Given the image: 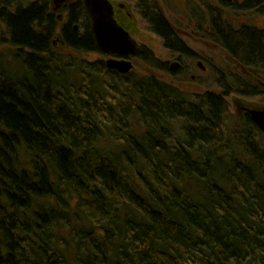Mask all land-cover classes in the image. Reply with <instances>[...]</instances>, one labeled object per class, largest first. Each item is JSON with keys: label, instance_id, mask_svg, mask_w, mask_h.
Listing matches in <instances>:
<instances>
[{"label": "trees", "instance_id": "obj_1", "mask_svg": "<svg viewBox=\"0 0 264 264\" xmlns=\"http://www.w3.org/2000/svg\"><path fill=\"white\" fill-rule=\"evenodd\" d=\"M133 2L165 49L194 56L155 0ZM196 2L194 29L234 67L219 92L79 57L104 56L81 0L63 25L49 0H0L19 72L0 55V264H264V133L227 100L264 98L239 68L264 83V29ZM234 9L264 14V0ZM137 57L168 71L148 48Z\"/></svg>", "mask_w": 264, "mask_h": 264}, {"label": "rangeland", "instance_id": "obj_2", "mask_svg": "<svg viewBox=\"0 0 264 264\" xmlns=\"http://www.w3.org/2000/svg\"><path fill=\"white\" fill-rule=\"evenodd\" d=\"M159 6L161 7V11L167 17V19L172 23V25L178 29L181 36L184 38V41L191 47L200 57L204 60L203 64L205 63L208 65H214V67L218 70L228 71L231 69L234 71V67L231 64L228 56L226 53L219 47L213 45L211 41L207 39L200 41L196 38L187 37V34L192 33V17L190 15L188 0H157ZM209 4L218 6V0H207ZM229 3V6L222 7L221 10L224 13V17L227 19L234 26L240 25H254L258 28H264V14L261 13H254L251 11L244 12L235 10L232 6L233 0H225ZM170 6V9H167L165 3ZM170 2V5H169ZM123 3L128 7L129 12L131 14V18L121 19L124 25L129 29L133 38L138 42L139 45H145L152 52L155 54L157 58L162 61H166L171 63L176 62V56L171 55L162 45L161 40L154 35L153 33L149 32L147 29V25L141 20V18L134 12L133 10V3L131 0H123ZM197 4L196 0H190V4L193 6ZM52 6V4H51ZM57 15H61L63 18L65 16L64 10H60L56 13ZM203 16V15H202ZM201 16V17H202ZM63 21V19H62ZM203 24V28H205V24ZM189 26V27H188ZM0 26V31H1ZM183 32V33H182ZM193 34V33H192ZM59 37L57 34L54 37V40ZM7 45H0V55L4 56L3 58L5 61L8 69L10 72L17 74V64L11 61L9 54H7ZM79 57L85 58L86 60L92 61L99 57H102L105 61L108 59L105 56H101L96 53L78 55ZM184 65L186 72H182L178 75H163L162 73H156L153 69H149L141 61H136V65L134 66L133 72L136 75H144L145 73H155L164 81L172 83L182 89L185 92L189 93H202L205 91L211 92H219L220 87L218 85V72H211V71H201L197 66V60L192 59H183L181 61ZM208 62V63H207ZM194 76V78H192ZM227 100L230 104L231 112L235 115V102L239 101L241 103L257 106V107H264V98L262 97H253V98H244L237 95H230L227 97Z\"/></svg>", "mask_w": 264, "mask_h": 264}, {"label": "water", "instance_id": "obj_3", "mask_svg": "<svg viewBox=\"0 0 264 264\" xmlns=\"http://www.w3.org/2000/svg\"><path fill=\"white\" fill-rule=\"evenodd\" d=\"M86 16L90 20V30L96 47L104 54L111 55L106 60L107 66L121 74H128L134 70L133 63L128 58L117 59L113 57L134 55L137 42L121 27L114 18L113 7L108 0H82ZM1 37V31H0ZM56 46L63 43L57 37ZM242 71L252 80L260 82L244 66ZM236 113L245 112L256 126L264 133V107L248 106L239 101L235 102Z\"/></svg>", "mask_w": 264, "mask_h": 264}, {"label": "flooded vegetation", "instance_id": "obj_4", "mask_svg": "<svg viewBox=\"0 0 264 264\" xmlns=\"http://www.w3.org/2000/svg\"><path fill=\"white\" fill-rule=\"evenodd\" d=\"M76 0H49V10L55 15L56 17V20L61 24H65V21H66V14H67V9L70 5H72ZM110 2V4L112 5L113 7V12H114V18L115 20L117 21V23L123 27L130 35L131 37L133 38L131 32L129 31V29L124 25V23L121 21V19H125V18H131V14L129 12V9L128 7L123 3V0H108ZM132 3H133V10L135 12V5H134V2L133 0H131ZM225 0H218L219 2V5L218 6H213V8H216V9H221L222 7H226V6H229V3L228 5H223L221 2H223ZM237 0H233V3H235ZM82 2V0H81ZM155 2L158 4V1L155 0ZM227 2V1H226ZM52 4V6H51ZM83 5V3H82ZM159 6V4H158ZM233 8H234V5L232 4ZM160 7V6H159ZM84 8V7H83ZM199 8L203 9L202 6H199ZM161 9V7H160ZM60 10H64L65 12V16L62 18L61 15H57L56 13ZM162 10V9H161ZM85 12V11H84ZM86 15V14H85ZM87 17V16H86ZM63 19V21H62ZM88 19V22H89V28H90V20L89 18L87 17ZM142 20V19H141ZM194 24H192V29H194ZM189 27V26H188ZM173 28L176 30V32L181 36V34L179 33L178 29H176L174 26ZM76 29V27H75ZM261 29H264V28H261ZM91 32V30H90ZM205 32L207 33L208 30L207 29H194L192 30V33H189L187 34V37H190V38H196L200 41H203L205 39H207L208 41H211L213 43L214 46H216L217 48H219L220 46L218 44H216L214 41H212L209 37H207L205 35ZM183 33V32H182ZM92 34V33H91ZM155 35V34H154ZM159 38V37H158ZM181 38L184 40V38L181 36ZM134 39V38H133ZM160 39V38H159ZM161 40V39H160ZM56 41L53 40V45H55ZM137 42V41H136ZM162 42V41H161ZM185 42V41H184ZM186 43V42H185ZM63 44V43H62ZM187 44V43H186ZM56 46V45H55ZM187 46L189 47V45L187 44ZM141 47H144V48H148L146 47L145 45H139L138 42H137V48H136V52L134 55H131L129 57H124V56H116L114 55L113 57L117 58V59H122V58H128L132 63L133 65L135 66L136 64V61H141L138 57H137V50H139ZM221 48V47H220ZM149 49V48H148ZM189 49L193 52L194 56L190 59H194V60H197V66L199 67V69L201 71H211L212 73L213 72H217L218 69H216L214 67V65L212 66L211 64L207 65L205 63V65L203 64L204 60L201 59V57L191 48L189 47ZM222 49V48H221ZM151 50V49H150ZM167 50V49H166ZM152 51V50H151ZM171 55L173 56H176V62L174 63H169V62H166V61H163L164 63L167 64V72H161L163 75H178V74H181L182 72H186V69L184 67V65L182 64L181 61H183V59H189L185 56H182L181 54H172L169 50H167ZM106 58L108 57V59L110 57H112L111 55H106L104 53H102ZM227 55V54H226ZM159 59V58H158ZM160 60V59H159ZM162 61V60H161ZM142 62V61H141ZM208 63V62H207ZM242 65H239V68H240V71L246 75L243 71H242V68H241ZM150 69V68H149ZM247 69V68H246ZM248 70V69H247ZM155 71V70H154ZM133 72V71H132ZM156 72V71H155ZM131 73V72H130ZM157 73V72H156ZM252 74V73H251ZM253 75V74H252ZM247 76V75H246ZM251 81L255 82L256 84H258L259 86L263 87L264 88V83L259 79L260 82H256L254 80H252L249 76H247ZM256 77V76H255ZM192 78H194V76H192ZM257 78V77H256ZM245 105H248V106H253V105H249V104H245ZM242 114H247L245 112H240L238 115H242Z\"/></svg>", "mask_w": 264, "mask_h": 264}, {"label": "bare ground", "instance_id": "obj_5", "mask_svg": "<svg viewBox=\"0 0 264 264\" xmlns=\"http://www.w3.org/2000/svg\"><path fill=\"white\" fill-rule=\"evenodd\" d=\"M1 38V37H0ZM132 72V71H131Z\"/></svg>", "mask_w": 264, "mask_h": 264}]
</instances>
